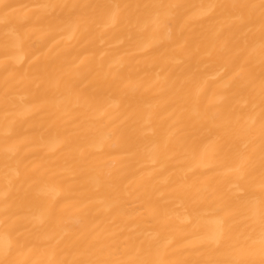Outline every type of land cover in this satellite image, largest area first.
I'll use <instances>...</instances> for the list:
<instances>
[{"label": "bare ground", "instance_id": "bare-ground-1", "mask_svg": "<svg viewBox=\"0 0 264 264\" xmlns=\"http://www.w3.org/2000/svg\"><path fill=\"white\" fill-rule=\"evenodd\" d=\"M40 2L49 0H0L15 9L12 24L30 36L14 53L21 59L5 71L0 24V249L24 238L43 247L47 235L68 240L84 232L121 245L129 236L159 234L171 241V252L214 234L225 201L212 189L235 183L228 171L235 153L255 148L259 174V10L247 43L226 22L197 15L208 0H51L119 8L110 10L115 23L97 10L87 35L66 29L47 40L35 53L41 60L52 66L83 60L86 71L71 89L37 94L24 77L39 47L31 30ZM159 3L193 6L187 27L195 42L181 48L157 27L152 5ZM184 22L170 27L178 31ZM176 81L183 88L173 89ZM219 143L233 152L215 161ZM206 179L211 187L198 191ZM260 196L257 181L249 194L256 208ZM234 223L241 246L249 237L256 241L249 258L259 262L258 214L248 211Z\"/></svg>", "mask_w": 264, "mask_h": 264}, {"label": "snow or ice", "instance_id": "snow-or-ice-1", "mask_svg": "<svg viewBox=\"0 0 264 264\" xmlns=\"http://www.w3.org/2000/svg\"><path fill=\"white\" fill-rule=\"evenodd\" d=\"M4 9L0 14V24L4 26V64L5 71L15 67L21 57L14 55L20 51L30 36L21 30L17 25L12 24V17L15 9L9 4L0 5ZM193 6L172 3H159L152 5L155 10V22L157 27L167 29L169 39L179 43L181 48L190 41L195 42V37L187 27L188 16ZM36 10V25L31 30V34L39 33V47L35 49L34 61L29 65L24 79L35 87L37 94H46L49 89L72 88V81L80 77L86 71L83 60H73L70 64L52 66L41 60L38 53L40 48L47 44L57 31L71 30L73 36L80 34L87 35L97 10H104L108 13L110 23H115L116 13L111 9H118L119 5L83 4L68 2H40L33 5ZM259 10L260 37L259 50L261 63L264 64V0L259 3H219L216 0H208L207 3L198 6L197 15L209 19L215 18L226 22L230 30L239 33L240 39L247 43H253L251 27L256 10ZM185 22L180 25L178 31H174L170 25L173 21ZM223 26L216 32L220 35ZM243 51V49H241ZM239 73L247 75L243 67L239 68ZM173 89L183 88V84L176 81L172 85ZM21 101L24 98L21 97ZM260 144H259V174L256 175V150L236 152L232 166L228 171L232 174L235 183L228 186L225 191L220 186H216L212 191L223 199V207L217 209L219 213V227L214 234L200 237L196 246H185L180 249L168 251L171 241L161 237L159 234L151 237L135 240L129 236L122 245L115 239L105 240L99 235L91 233H80L75 238L65 240L57 239L53 235H47L41 242L36 239L24 238L23 240L9 241L2 249L0 264H264V72L260 81ZM25 111L31 112L32 105H28ZM251 143V141H250ZM245 145V149H247ZM232 148L226 143H219L212 153V159L219 161L232 155ZM211 170V169H209ZM187 178V177H186ZM171 179V177H168ZM192 181L195 184L199 181L196 173L192 172ZM261 193L258 208L251 204L249 194L252 186L256 185ZM211 187L210 180L206 179L201 183L199 190H207ZM236 191H232V189ZM5 200L8 199L7 193ZM7 206L5 211H7ZM252 211L258 214L260 223L259 233V262L250 259L252 250L256 244L255 240L249 237L251 243L245 242L244 246L235 235V219ZM54 241V242H53ZM41 253L43 258L31 260L27 258L30 254ZM25 257V258H17ZM174 257V258H169Z\"/></svg>", "mask_w": 264, "mask_h": 264}]
</instances>
